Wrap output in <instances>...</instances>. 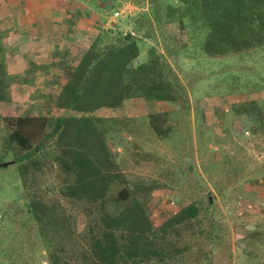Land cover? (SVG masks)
Instances as JSON below:
<instances>
[{"label":"rangeland","instance_id":"obj_1","mask_svg":"<svg viewBox=\"0 0 264 264\" xmlns=\"http://www.w3.org/2000/svg\"><path fill=\"white\" fill-rule=\"evenodd\" d=\"M151 5L150 0H0V77L5 83V100H0V264H48L38 227L18 199L22 181L5 119L75 114L64 95L101 30L111 31L103 43H112L115 32L140 40L134 66L152 60L151 48L161 66L148 73L161 71L186 97L179 107L180 92L173 95L175 101L157 97L153 102L128 94L118 106L90 103L77 111L91 115L104 133L153 224L193 200L203 209L202 226L216 227L211 264H264V48L209 56L202 38H190L175 22L157 23ZM140 11L148 12L151 38L136 34L127 20ZM139 81L143 86L146 80ZM250 102L260 108L261 121L247 116ZM173 110L177 116L165 118L163 113ZM155 119H165L177 133L157 135ZM46 159L37 182L42 189L60 181L55 162ZM49 194L47 199L60 197L56 189ZM82 219L77 213L76 230L83 228Z\"/></svg>","mask_w":264,"mask_h":264},{"label":"trees","instance_id":"obj_2","mask_svg":"<svg viewBox=\"0 0 264 264\" xmlns=\"http://www.w3.org/2000/svg\"><path fill=\"white\" fill-rule=\"evenodd\" d=\"M150 2L157 23L175 22L190 38H202V49L209 56L264 48V0ZM127 20L136 34L153 36L148 12L140 11ZM110 32L98 33L90 51L83 55L86 65L74 71L75 82L64 96L75 114L6 117L9 140L16 145L14 164L22 181L18 199H22L25 212L38 227L37 236L48 264H211L210 244L215 242L216 227L202 226L200 205L188 201L154 225L148 208L119 170V161L109 151L104 133L91 115L77 112L87 109L90 103L118 106L128 94H141L153 102L157 97L175 101L173 95L180 92V101L175 103L185 105L181 89H174L161 71H155L161 81L151 73L159 64L151 48L148 54L152 60L134 66L140 40L115 32L112 43H103ZM2 62L0 58V67ZM142 78L146 81L139 86ZM4 86V78L0 77V100H5ZM249 105L247 116L253 122L261 121L260 108L255 102ZM177 114L174 110L163 113L167 119ZM154 121L157 135L177 133L165 119ZM163 124L168 128L163 130ZM46 156L59 171L60 181L54 187L48 186L59 193L57 199H47L50 189L37 185L43 178ZM77 213L83 215L81 230L75 228Z\"/></svg>","mask_w":264,"mask_h":264},{"label":"crops","instance_id":"obj_3","mask_svg":"<svg viewBox=\"0 0 264 264\" xmlns=\"http://www.w3.org/2000/svg\"><path fill=\"white\" fill-rule=\"evenodd\" d=\"M72 12L76 13V10L74 11V9H72ZM78 24H76V26H73V27H77Z\"/></svg>","mask_w":264,"mask_h":264},{"label":"built area","instance_id":"obj_4","mask_svg":"<svg viewBox=\"0 0 264 264\" xmlns=\"http://www.w3.org/2000/svg\"><path fill=\"white\" fill-rule=\"evenodd\" d=\"M118 14V11H115V15Z\"/></svg>","mask_w":264,"mask_h":264},{"label":"water","instance_id":"obj_5","mask_svg":"<svg viewBox=\"0 0 264 264\" xmlns=\"http://www.w3.org/2000/svg\"><path fill=\"white\" fill-rule=\"evenodd\" d=\"M5 164H7V163H5Z\"/></svg>","mask_w":264,"mask_h":264}]
</instances>
